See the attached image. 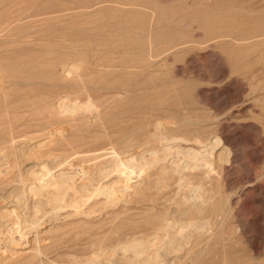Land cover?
Returning a JSON list of instances; mask_svg holds the SVG:
<instances>
[{
  "label": "rangeland",
  "instance_id": "rangeland-1",
  "mask_svg": "<svg viewBox=\"0 0 264 264\" xmlns=\"http://www.w3.org/2000/svg\"><path fill=\"white\" fill-rule=\"evenodd\" d=\"M0 70V264H264V0H0Z\"/></svg>",
  "mask_w": 264,
  "mask_h": 264
},
{
  "label": "bare ground",
  "instance_id": "bare-ground-1",
  "mask_svg": "<svg viewBox=\"0 0 264 264\" xmlns=\"http://www.w3.org/2000/svg\"><path fill=\"white\" fill-rule=\"evenodd\" d=\"M65 62V61H64ZM64 66V65H63ZM74 68H75V66H73ZM73 67H71V68H73ZM65 68V67H64ZM74 68H73V70H74ZM69 70V69H68ZM71 70V69H70ZM73 70H72V72H73ZM76 70V69H75ZM78 70V69H77ZM1 71V70H0ZM5 71H7V70H5ZM1 72H4V71H1ZM0 72V73H1ZM75 72V71H74ZM73 72V73H74ZM71 73V72H70ZM73 75V74H72ZM3 80V79H2ZM0 81V83H2L3 81ZM3 85V84H2ZM83 87V86H82ZM4 87H2L1 89H3ZM6 90V89H5ZM7 93V92H6ZM4 95V94H3ZM5 95H7V94H5ZM2 98H4L3 96H1V99ZM42 106V105H41ZM12 109V108H11ZM9 110V109H8ZM4 112V111H3ZM7 112V111H6ZM1 115V114H0ZM2 116H4L3 114H2ZM98 117V116H97ZM10 119V118H9ZM8 119V120H9ZM1 121V120H0ZM9 121H12V120H9ZM8 124V123H7ZM10 124V123H9ZM10 127V126H9ZM27 127V126H26ZM64 130V129H63ZM15 141V140H14ZM17 144V143H16ZM24 145V144H23ZM14 146H15V142H14ZM18 146V145H17ZM19 147V146H18ZM16 148V147H15ZM18 150V149H17ZM181 165H183L182 163H180ZM102 165V164H101ZM151 165H153V164H151ZM155 165V164H154ZM172 165H174V166H178L177 164H172ZM163 166H165V165H163ZM185 166V165H184ZM108 167H110V166H108ZM108 167H104L103 169H105V168H108ZM154 166H152V168H153ZM177 168V167H176ZM179 168V167H178ZM184 168V167H183ZM162 169V168H161ZM163 169H164V167H163ZM172 169V168H171ZM170 169V170H171ZM175 169V168H174ZM180 169V168H179ZM27 170V169H26ZM30 170V169H29ZM28 170V171H29ZM106 170H108V169H106ZM165 170V169H164ZM183 170V169H182ZM182 170H181V172H182ZM27 171V172H28ZM31 171V170H30ZM33 171V170H32ZM90 171V170H89ZM102 173H103V171L102 170H100ZM105 171V170H104ZM20 172V171H19ZM27 172H25V173H23V171L20 173L21 175H33V177H31L30 179H28L29 181H31V183H33L34 181H36V180H38V179H40L41 177H45V173L43 174V173H41V175H38V174H28ZM35 172V171H34ZM106 172V171H105ZM30 173V172H29ZM100 174V173H99ZM166 174V173H165ZM102 175V174H101ZM25 177V176H24ZM44 183V182H43ZM89 186H87L86 188H87V190H86V192L88 193L89 191H91L92 189H89L88 188ZM24 188V192L26 193H24L25 195H27L28 193H27V191H28V188H29V186H24L23 187ZM78 190H80V189H78ZM87 194H84L83 196L84 197H82V199H86L87 198V196H86ZM196 197V196H195ZM186 200V199H185ZM184 200V201H185ZM187 201H188V199H187ZM185 203V202H184ZM193 204V203H192ZM192 228V227H191ZM175 229V228H174ZM165 230V229H164ZM193 230V229H192ZM187 231H188V228H187ZM186 231V232H187ZM191 231V230H190ZM173 232V231H172ZM203 232V231H202ZM165 233V239H161V240H156L157 242H159L160 244L159 245H155V246H153V245H149V244H147L146 245V242H144L145 244H143L142 245V243H140V244H138L140 241H142V240H138V241H136V242H138V243H136L137 244V246L139 247V249L141 250V251H139L138 253L136 252V254L137 255H141L140 257V260L138 261L137 260V264H169L170 263V261L168 260L169 259V257H170V254L171 253H173V254H175V255H177L178 253L180 254V251H183L182 250V248H183V246H184V243H183V241H182V239H184L185 237H183V238H181V240L179 239V240H177L175 237H173V235L174 234H172L171 232H169V231H167V232H164ZM179 233V232H178ZM177 233V231H176V234H178ZM181 233V232H180ZM189 233V232H188ZM191 233H193V232H191ZM191 233H190V235H191ZM175 234V235H176ZM184 234H185V232H184ZM8 237H6V238H9L10 236H11V234L9 233V234H6ZM188 235V234H187ZM177 236H179V234L178 235H176V237ZM180 236H181V234H180ZM164 237V236H163ZM191 237H192V235H191ZM8 240L9 239H7V240H5V241H7L8 242ZM187 240H191L190 238L189 239H186V241ZM133 241H135V240H133ZM185 242V241H184ZM189 242V241H188ZM134 243V242H133ZM186 244V243H185ZM188 244V243H187ZM121 245V244H120ZM131 245V244H130ZM122 246H124V245H122ZM132 246L134 247L135 246V244L133 245H131V248H132ZM128 246H126V247H123L122 249H124L125 248V250L127 249L128 250V248H127ZM136 247V246H135ZM138 247H137V250H139L138 249ZM109 248V247H108ZM117 249V248H116ZM133 249V248H132ZM113 249H111L110 248V250H108V249H106V250H104L103 252H101V253H96V255H95V257H94V259H90L89 261H87V262H85L84 264H97V262H98V260H99V257H100V255H105L106 253H108V252H110V251H112ZM117 250H120V249H117ZM124 250V252H126ZM131 250V249H130ZM134 251V250H133ZM124 252H123V254H124ZM127 252H129V251H127ZM131 252V251H130ZM15 253V252H14ZM13 252L11 253V252H9V254H7L8 256L10 255H12V254H14ZM122 253V252H121ZM132 253H134L135 254V252H132ZM183 253V252H182ZM16 254V253H15ZM39 254H41V252H39ZM17 255V254H16ZM114 255V254H113ZM122 255V254H121ZM126 255V254H125ZM130 255V254H129ZM181 255V254H180ZM131 256V255H130ZM182 256V255H181ZM126 257H128V256H126ZM3 258H6V257H0V261H1V259H3ZM92 258H93V256H92ZM121 257H119V259H120ZM115 261V260H114ZM169 262V263H168ZM42 263V262H41ZM81 263H82V261H81ZM79 264V263H78ZM83 264V263H82ZM116 264V263H115ZM171 264V263H170Z\"/></svg>",
  "mask_w": 264,
  "mask_h": 264
}]
</instances>
